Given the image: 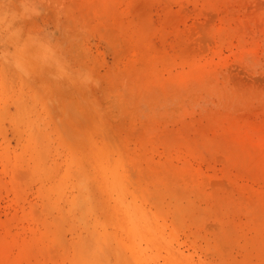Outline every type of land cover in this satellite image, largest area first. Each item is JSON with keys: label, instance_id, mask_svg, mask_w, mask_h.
<instances>
[{"label": "rangeland", "instance_id": "1", "mask_svg": "<svg viewBox=\"0 0 264 264\" xmlns=\"http://www.w3.org/2000/svg\"><path fill=\"white\" fill-rule=\"evenodd\" d=\"M0 264H264V0H0Z\"/></svg>", "mask_w": 264, "mask_h": 264}, {"label": "bare ground", "instance_id": "2", "mask_svg": "<svg viewBox=\"0 0 264 264\" xmlns=\"http://www.w3.org/2000/svg\"><path fill=\"white\" fill-rule=\"evenodd\" d=\"M15 6H16V5H15ZM29 16H30V15H29ZM82 16H83V13H82ZM84 16H85V15H84ZM90 17H92V16H90ZM90 17H89V18H90ZM31 18H32V17H31ZM80 19H81V18H80ZM86 19H87V18H86ZM90 20H91V18H90ZM107 24H108V23H107ZM101 30H102V27H101ZM22 54H23V53H22ZM24 54H26V53H24ZM24 54H23V56H27V54H26V55H24ZM5 55H6V54H5ZM20 56H22V55H20ZM35 56H36V55H34L33 57L30 56V57H31V59H33V60H34V58L38 59V58H37L38 56H37V57H35ZM5 57H6V56H5ZM16 57H17V56H16ZM39 57H40V56H39ZM43 57H44V58L41 57V59H39L38 61H36V60L33 61V63H31V64L34 65V62H36V63L38 62V64H35V65H36V66L38 65V66H39V67L37 66L38 69L40 68L44 73H47V71H48L49 69L53 68V67L56 68L55 61H52V59H48V57H46V58H45V56H43ZM7 58H8V57H7ZM22 58H23V57H20V60H18V61H19V65H18V67H20V66L22 65V63H21V65H20V61H21ZM8 59H9V58H8ZM18 59H19V58H18ZM23 59H24V58H23ZM23 59H22V60H23ZM25 59H27V57H25ZM27 60H28V59H27ZM27 60H25V61H27ZM25 61H24V62H25ZM58 61H59V60H58ZM28 62H29V60H28ZM30 62H32V61H30ZM56 64H57V63H56ZM82 64H83V63H82ZM3 66H4V65H3ZM6 66H7V65H6ZM24 66H26V65H24ZM96 66H97V65H96ZM26 67H27V66H26ZM21 69H24V68L21 67ZM56 69H57V68H56ZM1 70H2V69H1ZM13 70H14V69H13ZM32 70H33V69H32ZM41 70H37V69H36V71H38V72L41 71ZM64 70H65V69H64ZM42 71H41V72H42ZM57 71H60V72H61V70H60L59 68H58ZM16 72H17V71H16ZM35 73H36V72H35ZM35 73H34L33 75H35ZM11 74H13V76H14L15 72H14V73H11ZM25 74H26V72H25ZM25 74H24V75H25ZM37 74H38V76H39L40 72L37 73ZM21 75H22V74H21ZM26 75H28V74H26ZM26 75H25V76H26ZM33 75H31V76H33ZM47 75H48V74H47ZM47 75L44 74V77H43V78L47 77ZM35 76H36V75H35ZM41 76H42V74H41L39 77H41ZM9 77H10V76H9ZM11 77H12V76H11ZM48 77H50V76L48 75ZM51 77H52V78L54 77L53 79H54L55 81L58 79V77L60 78V76H57V75H56V76H55V75H54V76L51 75ZM65 77L68 78L67 76H65ZM65 77H64V78H65ZM77 77H79V76H77ZM93 77H94V76H93ZM55 78H57V79H55ZM66 78H65V79H66ZM13 79H14V77H13ZM37 79H38V78H37ZM53 79H52V80H53ZM61 79L63 80V78H61ZM20 80H21V79H20ZM33 80H35V79H33ZM33 80H32V81H33ZM66 80H67V79H66ZM66 80H65V81H66ZM68 80H69V79H68ZM82 80H83V79H82ZM35 81H36V80H35ZM35 81H34V82H35ZM85 81H86V80H85ZM89 81H90V80H87V82H89ZM12 82H13V80H12ZM48 82H49V81H48ZM48 82H45V83L48 84ZM58 82L61 83V82H63V81H61V82H60V81H57V83H58ZM26 83H27V82H26ZM45 83H44V84H45ZM53 83L55 84V82H53ZM59 83H58V84H59ZM65 83H67V82H64V84H65ZM75 83H77V82L75 81ZM54 84H53V85H54ZM58 84H57V85H58ZM64 84H63L62 86H65ZM79 84H80V83H79ZM87 84H88V83H87ZM48 85H49V84H48ZM69 85H70V84H69ZM51 86H52V85H51ZM62 86L60 87L61 90H63ZM71 86H72V85H71ZM71 86H70V87H71ZM75 86H76V85H75ZM79 87H81V86H79ZM57 88H59V87L57 86ZM65 88H66V87H65ZM96 88H97V87H96ZM99 88H100V87H99ZM72 89H73V88H72ZM74 89H76V88H74ZM77 89H78V87H77ZM77 89H76V90H77ZM79 89H81V88H79ZM93 89H94V88H93ZM39 90H40V89H39ZM41 90H42V89H41ZM64 90H66V89H64ZM91 90H92V89H91ZM97 90H98V88H97ZM93 91H94V90H93ZM100 91H101V90H100ZM111 91H113V90H111ZM35 92H36V91H35ZM37 92H38V91H37ZM104 92H105V91H104ZM106 92H107V91H106ZM106 92H105V93H106ZM64 93H65V92H64ZM93 93H94V92H93ZM94 94H95V93H94ZM78 95H79V94H78ZM78 95H77V96H78ZM88 95H89V94H88ZM90 95H91V94H90ZM36 98H37V97H36ZM70 98H71V100L74 99V98H72V97H70ZM75 99H76V98H75ZM55 100H56V99H55ZM78 100H79V98H78ZM113 101H114V100H113ZM51 102H52V100H51ZM79 102H80V100H79ZM79 102H78V103H79ZM111 102H112V101H111ZM72 104H73V103H72ZM80 104H81V103L77 104L76 106H79ZM82 104H83V103H82ZM82 104H81V106H82ZM86 104H88V102H87ZM49 105H50V104H49ZM49 105H48V106H49ZM54 105H55V101H54ZM74 105H75V102H74ZM88 105H90V104H88ZM113 105H114V104H113ZM46 106H47V104H46ZM50 106H51V105H50ZM81 106H80V107H81ZM90 106H91V105H90ZM90 106H89V107H90ZM108 106H109V105H108ZM53 107H54V106H52V108H50V109H55V108H53ZM55 107H56V106H55ZM69 109H70V108H69ZM78 109H81V108H78ZM91 109H93V108L91 107ZM64 111H65V110H63V112H64ZM70 111H71V110H70ZM75 111H78V113L80 112L79 110H75ZM113 111H114V110H113ZM60 112H61V111H60ZM63 112H61V113H59V114H62ZM72 112H73V111H72ZM93 112H94V111H93ZM64 113H65V115L70 114L69 110H68V112L65 111ZM67 113H68V114H67ZM78 113H74V112H73V113H71V114H73V115H74V114H75V115L77 114V115H76V117H77V116H79ZM104 113H105V112H104ZM51 114H52V113H50V115H51ZM71 114H70V115H71ZM80 114H81L80 116H82V119H81V117H79L80 119L77 117V120L74 121V122H75L74 124L72 123V119L76 118L75 115H74V118H73L72 116H69V115L67 116V117H68V118H67L64 114H62V115L66 118V119L63 120V121H67V123H66V122H65V123H66V125H68V126L70 125V124H68V123H71L72 126H73V125L76 126L75 128H79L81 131H86V132H87V129H86L87 126H86V125L89 124V114H88V111L85 110V107H82V111L80 112ZM95 114H96V113H95ZM110 114H111V113H110ZM103 115H105V114H103ZM108 115H109V114H108ZM90 116H92V115H90ZM69 117H72V119H71V118L69 119ZM92 117H93V116H92ZM92 117H90V118H92ZM109 117H110V116H109ZM67 119H69V120H67ZM107 119H108V118H107ZM111 120H112V119H111ZM93 121H94V120H93ZM96 121H97V120H96ZM95 124H96V123H95ZM119 124H120V123H119ZM56 125H57V124H56ZM71 125H70V126H71ZM112 125H113V124H112ZM61 126H62V125H61ZM72 126H71V127H72ZM74 126H73V127H74ZM85 126H86V127H85ZM89 126H90V125H89ZM97 126H98V125H97ZM58 127H59V126H58ZM90 127H91V126H90ZM57 129H58V128H57ZM85 129H86V130H85ZM100 129H101V128H100ZM58 130H59V129H58ZM69 130H70V129H69ZM72 131H73V130H71L70 132H72ZM107 131H108V129H107ZM59 132H60V131H59ZM63 132H64V131H63ZM63 132H62V134H63ZM70 132H69V133H70ZM94 132H97V131H94ZM64 133H65V132H64ZM74 134H76V133H74ZM96 134H97V133H96ZM98 134H99V133H98ZM110 134H111V133H110ZM66 135H67V134H66ZM76 135H78V134H76ZM99 135H100V134H99ZM102 135H104V134H102ZM61 137H62V135H61ZM74 137H75V136H74ZM76 137H77V136H76ZM82 137H84V136L82 135ZM102 137H103V136H102ZM104 137H105V136H104ZM79 138H80V137H79ZM84 138H85V137H84ZM67 139H68V138H67ZM75 139H77V138H75ZM69 140H70V139H69ZM73 140H74V138H73ZM85 140H86V139H85ZM107 140H109V139H107ZM79 141H80V140H79ZM82 141H83V140H81V142H82ZM85 142L89 144V141H85ZM84 144H85V143H84ZM81 147H82V146H81Z\"/></svg>", "mask_w": 264, "mask_h": 264}]
</instances>
